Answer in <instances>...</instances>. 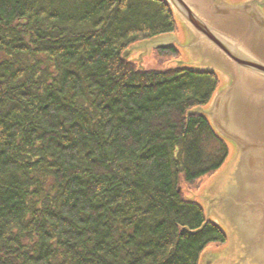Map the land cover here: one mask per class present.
Listing matches in <instances>:
<instances>
[{"label":"trees","instance_id":"trees-1","mask_svg":"<svg viewBox=\"0 0 264 264\" xmlns=\"http://www.w3.org/2000/svg\"><path fill=\"white\" fill-rule=\"evenodd\" d=\"M175 29L164 0H0V264H199L225 242L210 221L193 234L181 187L228 157L187 116L217 76L122 56Z\"/></svg>","mask_w":264,"mask_h":264},{"label":"water","instance_id":"water-1","mask_svg":"<svg viewBox=\"0 0 264 264\" xmlns=\"http://www.w3.org/2000/svg\"><path fill=\"white\" fill-rule=\"evenodd\" d=\"M164 1L186 31L192 58L176 65L215 74L219 82L209 101L187 116L201 113L228 146V157L233 151L206 187L186 197H196L205 218L193 234L210 221L227 241L218 255L204 250L199 264H264V0ZM174 44L162 34L131 44L122 56L143 68L145 55Z\"/></svg>","mask_w":264,"mask_h":264},{"label":"rangeland","instance_id":"rangeland-1","mask_svg":"<svg viewBox=\"0 0 264 264\" xmlns=\"http://www.w3.org/2000/svg\"><path fill=\"white\" fill-rule=\"evenodd\" d=\"M224 1H226L229 4L235 5V4L239 3L238 1H242V0H224ZM166 35H171L173 38H175V41H176V43H178L179 46L177 44H174V45L178 48L179 55L177 57H172L168 61L165 62V60H163L162 58H160L156 54V52H155L156 50H153L151 53H149L148 55H145L143 57L142 63H141V66L143 68L159 69V68H162L164 66V64L173 63L174 65H176L177 62L181 63V65H184V66H186V65L188 66L191 64V59H192L191 53L186 48L188 37H187L186 31L182 27V25L176 23L175 31L171 32V33H167V34H165V36ZM132 57L136 58V57H138V54L134 53ZM136 64L138 65V63H136ZM218 85H219V83H218ZM230 152L231 153L229 154V157H228L226 163L230 160V158L232 156L233 151L230 150ZM226 163H225V165H226ZM210 180H211L210 177H204V178H202L196 182V184H195L196 186L194 185L192 187H199V189L202 187H206L208 185V183L210 182ZM181 187L185 188V195L186 196H189L191 193L196 194L197 191L199 190V189L196 190V189H193L190 187H186L183 185ZM193 198H194V200H197L196 197L193 196ZM226 243H227V241H225L222 244L210 245L206 249H210L209 252H211L214 255H218V253H217L218 250L221 249L224 245H226ZM216 257H219V256H216Z\"/></svg>","mask_w":264,"mask_h":264}]
</instances>
